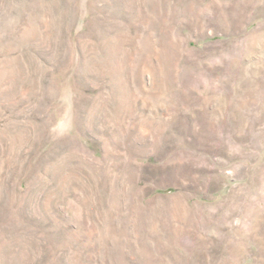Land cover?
<instances>
[{"label":"rangeland","instance_id":"374dc122","mask_svg":"<svg viewBox=\"0 0 264 264\" xmlns=\"http://www.w3.org/2000/svg\"><path fill=\"white\" fill-rule=\"evenodd\" d=\"M0 264H264V0H0Z\"/></svg>","mask_w":264,"mask_h":264}]
</instances>
